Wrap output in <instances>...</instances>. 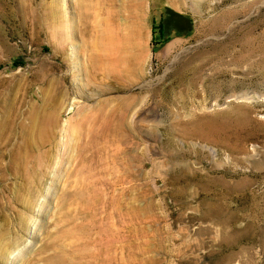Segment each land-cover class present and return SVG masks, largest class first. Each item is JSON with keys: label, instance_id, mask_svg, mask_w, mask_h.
Returning a JSON list of instances; mask_svg holds the SVG:
<instances>
[{"label": "rangeland", "instance_id": "obj_1", "mask_svg": "<svg viewBox=\"0 0 264 264\" xmlns=\"http://www.w3.org/2000/svg\"><path fill=\"white\" fill-rule=\"evenodd\" d=\"M136 1L0 0V264H264V0ZM127 102L102 152L90 118L63 148L65 121ZM11 151L34 171L11 173Z\"/></svg>", "mask_w": 264, "mask_h": 264}, {"label": "bare ground", "instance_id": "obj_2", "mask_svg": "<svg viewBox=\"0 0 264 264\" xmlns=\"http://www.w3.org/2000/svg\"><path fill=\"white\" fill-rule=\"evenodd\" d=\"M135 3L137 4L138 7L144 8L142 0H138ZM82 16H84V15L81 12V18H82ZM54 18H55V16H54ZM63 21L62 20L60 21L58 28L61 32H64V31L66 32V30H68L70 27L67 25L68 22H65V21L63 22ZM58 28H57V30H58ZM131 46H132V48L130 47L131 50L128 48L129 53L131 55V58L129 59L128 62H130V60L133 57L132 60L136 61V62H138V64H140L141 51L138 48L137 44L132 43ZM122 50H123L122 46H118V48L115 49V54L110 52L112 56L109 58V65L111 67L113 66V69L116 70L118 72V74H120V75L122 74V72L129 71V69L126 68L127 63L124 64L125 62H127L126 60L128 57L127 56L125 57L123 54V52H125V49H124V51H122ZM111 51L113 52V50H111ZM94 60H95V58L91 57L92 65H94L93 64ZM141 61H142V59H141ZM53 93L54 94L50 98V101L48 104H45L43 102L36 109V114H38L39 119H40L38 126H37L39 134L42 138L48 139L49 141H52L55 138L54 129L57 128V126L59 124V121L57 118V111H58L59 107H61L62 104L64 103L65 96H66V92L63 93L61 90H54ZM130 103L131 102H127L124 105V107H116V109H114L113 111L111 110L112 112L109 111L110 113H108V114L105 113L104 108H103V109H97L96 111L93 112V115L88 117V118H85L84 116L81 115L80 116L81 118L75 122L74 128H71L72 126H71L70 121L69 122L65 121L61 125L62 136H61L60 141L62 142L63 148H65V147L68 148V146L72 140H74L75 143H77L78 145L81 143V140L83 138V132L81 129L84 125V122L90 118L91 122H94L96 120L100 124H99V129H97V130L96 129H94V130L90 129L88 132H86L89 134L88 136H90V138H91L90 145L88 147L92 151H94V153L98 154V153L102 152V149H95L94 148L95 145L93 146V144H92L93 140H94L93 137L97 136V137H100L101 139H108V137H110V136L112 137L113 135H116V133H118V130L120 129V127L122 125H124V124L127 125L128 120H129L130 115H131V112H132V110H131L132 105ZM72 106H73V103L70 106V110L73 109ZM69 123H70V125H69ZM13 130L14 129H13L12 125H8V124L5 125L4 124V147L6 145H8V143H10L11 139L13 138ZM113 138H115V137L113 136ZM80 146L81 145H79V147ZM68 149H70V148H68ZM113 151H114L113 154H117L118 152H120V150L117 148L113 149ZM6 156L9 158V162L6 163V168L11 173L15 172V171L16 172L21 171L23 174L25 173L28 175L29 172H31L34 169V166L32 164L33 162L31 163L30 158L27 156H24L23 154L21 155L19 152L11 151ZM114 157H116V156L114 155ZM47 160H48V162H50L52 160V157H48ZM39 162H40V160H39ZM36 165L39 167V164H36ZM41 166L47 167L48 165L46 163H42ZM42 167H41V169H42ZM70 195H73L74 197H76L79 200H84V195L82 192L70 193ZM97 197H98V195L97 196L96 195L90 196L91 202H95ZM110 202L113 203V202H115V200L110 198ZM4 239H5L4 234H1L0 235V252H3L6 248L9 247V245L11 246L10 243H12V242H6Z\"/></svg>", "mask_w": 264, "mask_h": 264}]
</instances>
